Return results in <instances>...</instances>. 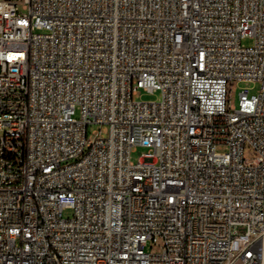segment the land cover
<instances>
[{"label": "built area", "instance_id": "built-area-1", "mask_svg": "<svg viewBox=\"0 0 264 264\" xmlns=\"http://www.w3.org/2000/svg\"><path fill=\"white\" fill-rule=\"evenodd\" d=\"M0 264H264V0H0Z\"/></svg>", "mask_w": 264, "mask_h": 264}, {"label": "rangeland", "instance_id": "rangeland-1", "mask_svg": "<svg viewBox=\"0 0 264 264\" xmlns=\"http://www.w3.org/2000/svg\"><path fill=\"white\" fill-rule=\"evenodd\" d=\"M242 43L246 46H250L254 43V39L251 37H245L242 39ZM248 88L250 94H258L260 92L261 84L258 81H242L238 83H234L233 88L230 92V100L233 105H238L239 102V94L240 92ZM161 96V92L159 90H156L154 92H151L149 90H146L144 88L139 89V93L136 95L137 99L141 100H155L158 99ZM102 129L104 131V135L106 136L108 134V125L107 124H98L95 123L90 127V131L94 130H100ZM148 150L147 147L142 146H134L133 151L131 152V159L135 162L139 160V158ZM65 215H72L71 209L65 210Z\"/></svg>", "mask_w": 264, "mask_h": 264}]
</instances>
